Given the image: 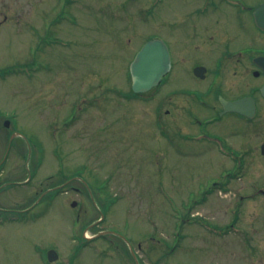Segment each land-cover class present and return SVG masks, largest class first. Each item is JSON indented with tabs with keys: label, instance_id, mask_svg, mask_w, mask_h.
<instances>
[{
	"label": "rangeland",
	"instance_id": "374dc122",
	"mask_svg": "<svg viewBox=\"0 0 264 264\" xmlns=\"http://www.w3.org/2000/svg\"><path fill=\"white\" fill-rule=\"evenodd\" d=\"M233 11L224 0H0V66L38 67L29 77L0 78L8 137L14 128L22 138L4 163L6 181L21 184L0 191L6 210L4 218L0 213V264H47L50 249L63 264H134L128 244L140 264H264L258 133L249 138L245 122L232 115L209 128L190 124L191 113L206 118L195 101L179 116L174 109L167 114L178 97L166 104L165 87L124 97L130 94L127 68L153 38L168 45L174 61L184 58L175 63L170 87L204 85L191 76L189 63L197 56L208 66L213 61L204 50L188 49L200 30L211 27L218 51L239 49L256 36L250 18L241 17V29ZM164 121L175 127L169 141ZM198 135L219 137L247 154L226 159L213 144L189 140ZM235 173L240 178L226 180ZM68 180L56 196L29 209ZM223 183L226 188L217 186ZM23 214L30 221L5 219ZM99 216L103 221L88 236L98 230L110 236L74 256L85 227ZM229 225L234 229L219 235Z\"/></svg>",
	"mask_w": 264,
	"mask_h": 264
},
{
	"label": "flooded vegetation",
	"instance_id": "af4514ba",
	"mask_svg": "<svg viewBox=\"0 0 264 264\" xmlns=\"http://www.w3.org/2000/svg\"><path fill=\"white\" fill-rule=\"evenodd\" d=\"M224 1L226 2L227 6L231 7L234 10L233 11L234 15L239 18V22L237 24L239 28L243 29L246 26V24L242 19L244 16L250 18L252 26L257 32L256 36H253L251 39H249L248 41L249 43L241 46V48L239 49L234 48V50H231L228 49V47L226 46H221V48H219L220 50L218 51L217 48L214 47L216 46V44H214L216 43L215 35L213 34L208 36L209 31H211L210 30L211 27H207V28L205 27L203 30L200 31L199 29L195 28L196 30L199 31L198 36H195L198 37V41L194 42L196 44L195 46H192L194 43H191L188 49L189 50L193 49L194 51H200V52L204 50L205 52L202 53V55L211 56L212 54L213 61L210 63V66H208L201 61L200 56H197L189 60V63L191 65L190 74L197 81L204 83V85H202L201 87L199 86L198 87L196 86L195 88H187L186 86L170 87L171 75L174 71L175 63L178 65L180 61L184 60L183 56H181L177 60L175 59V61L171 57L170 71L162 80L163 88L164 87L166 88V90L164 89V101L166 104H169L174 97H178V99L175 102V104H172L174 108L173 107L167 108L165 110H167V114H170V112L173 111L174 109L176 111V114H178L179 116L183 114L185 110H188L190 106L189 104L191 102L193 103V101H195L196 104L203 106V109L206 111L205 112L206 118H204V120H201L200 116L191 113L189 123L197 124L205 128H209L220 123L225 117L229 115L242 119L246 125L244 128L248 130L249 138L250 137L252 138L255 132H257L259 135V141L255 149L257 151L259 160H261L262 158H264V0H258L257 3L253 5L243 0H224ZM256 8H262V11L259 16L262 27L257 26L254 20L253 12ZM216 22L217 21H215V23ZM225 39L226 38L222 39L221 42H223ZM185 51L186 50L183 49L180 52V54H184ZM3 68H4L3 66H0V69ZM235 89L240 90L239 95H235V96L227 95L228 93L233 92ZM197 90H200L201 92L204 90L207 93V98L204 99L203 97H201V95H199V91ZM244 98H252L254 100L255 111L251 117H248L246 115H239L236 113H224V107L221 102V99L227 102H233ZM0 113H1L0 115V191H2L5 189V187L6 188L17 187L21 183L18 180L6 181V177L8 175V174L6 175V173L9 172H4V166H5L4 163L6 162V158L10 149L11 148L13 149L14 145L11 146V144L9 143V139H10L8 137L9 126H7V123H9L8 118L7 116H4L2 112ZM252 124L253 125L255 124L254 125L255 128L253 129L251 128ZM170 127H172L173 129L175 128L172 124H169L168 121L163 122L164 140H168V141L170 140V134L172 133V131L169 132ZM11 135L12 133L10 134V137ZM15 140H18L17 137L13 138L12 141ZM189 140L195 142H206V143L208 142L209 145L213 144L218 154L226 159H232V160L235 159L234 158V156H236L235 152H242V155L245 156L248 150V149L233 150L228 145L223 143L221 138L214 136L207 137L204 135H198L195 137H191ZM215 141H217L220 144V146H217ZM20 144L21 143H19L16 147H18ZM2 152L4 153V155L2 154ZM19 171L20 170H18L17 172ZM17 172H13V173L16 174ZM67 182L68 181H66L65 183ZM82 187L85 188V191L86 190L88 191L89 188L88 185L83 184ZM51 190L52 189H47L45 192ZM73 190H75L76 192H80V190L77 188H74ZM256 192L258 196L264 197V187H258ZM40 201L41 200H39V202ZM97 221L98 219L95 220L90 225H88L87 227H85V229L94 225ZM97 226L98 225L95 224V226L91 227V229L96 228ZM97 233H94L93 235ZM107 236L110 235L94 238L92 240H84L82 245H84V247H87L89 244H93L96 241L104 240ZM115 237H117L118 240L124 242V240H122L120 237L118 236ZM262 240H264V238ZM108 243L114 246V242L108 241ZM259 247H260V252L263 254L264 244L263 246L260 244ZM262 259H260V262H262ZM59 263L61 262L60 261L58 263L56 262V264Z\"/></svg>",
	"mask_w": 264,
	"mask_h": 264
},
{
	"label": "water",
	"instance_id": "95a60500",
	"mask_svg": "<svg viewBox=\"0 0 264 264\" xmlns=\"http://www.w3.org/2000/svg\"><path fill=\"white\" fill-rule=\"evenodd\" d=\"M254 11L255 21L260 23V11ZM170 69V56L167 46L159 39H153L145 43L136 54L130 65L129 73L131 76V89L134 93H144L159 85L163 76ZM224 112H236L251 117L254 112V103L251 99H242L234 102L223 101ZM75 206V203L73 204ZM105 233H101L103 235ZM131 254L135 263L138 261L134 252ZM57 259L54 251L48 252V260L53 262Z\"/></svg>",
	"mask_w": 264,
	"mask_h": 264
}]
</instances>
